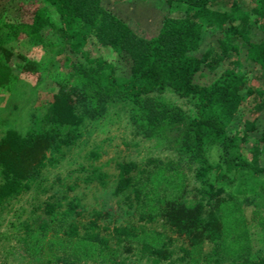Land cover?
Segmentation results:
<instances>
[{
    "label": "trees",
    "instance_id": "obj_1",
    "mask_svg": "<svg viewBox=\"0 0 264 264\" xmlns=\"http://www.w3.org/2000/svg\"><path fill=\"white\" fill-rule=\"evenodd\" d=\"M44 1L56 12L57 23L47 7L37 6L27 20L9 27L38 43L43 42L42 30L53 27L69 49L84 60L72 61L71 68L58 77L56 89L36 124L24 133L8 127L0 136V204L28 190L33 182L41 184L42 167L47 161L55 162L57 152L77 141L86 127V118L95 116L108 100L126 98L137 103L138 120L145 134H151L166 117L183 122L180 109L159 97L169 86L181 95L197 98L196 114L184 122L182 145L197 160L194 173L199 181L198 197L183 199L179 187L171 185V175L166 173L156 180L154 169H137L135 161L118 163L115 190L130 191L141 218L161 217L192 243H212L210 252L215 258L211 263L217 264L226 256L222 247V204L255 193L258 186L264 189V0H166L183 4L184 11L165 15L158 32L151 36L138 35L101 0ZM253 26L258 28L254 30ZM205 30L216 35L217 46L201 51ZM89 41L108 48L116 59L90 54L86 48ZM23 58L14 45L0 43V87L10 83L14 61ZM224 60L227 65L209 83L196 80L203 66L214 70ZM25 71L23 67L22 73ZM256 77L263 82L254 84ZM236 114L241 132L228 128ZM215 147L220 152L216 161L210 158ZM91 154L96 157L97 151ZM216 181L238 182V187L235 193L228 192ZM62 204L61 199L48 201L43 212L52 217L58 213L57 226L68 237L84 234L90 241H106L93 229L95 221L84 226L87 229L80 234L70 214L75 203L68 199L66 207ZM25 227L36 242L50 224L43 219L35 228L28 224ZM133 227L114 230L130 235L135 232ZM238 243L233 259L244 252L245 240L239 239ZM26 244L29 249L36 246L29 240ZM158 253L160 258L168 255L161 247ZM244 264H264V253Z\"/></svg>",
    "mask_w": 264,
    "mask_h": 264
},
{
    "label": "rangeland",
    "instance_id": "obj_2",
    "mask_svg": "<svg viewBox=\"0 0 264 264\" xmlns=\"http://www.w3.org/2000/svg\"><path fill=\"white\" fill-rule=\"evenodd\" d=\"M101 1L142 36L155 35L165 15H179L184 11L183 4L166 0ZM37 6L47 7L55 23L58 22L53 7L44 0H0V43L9 42L24 54L23 59L15 60L12 65L10 83L0 87V136L8 127L24 133L36 124L56 89L58 77L71 68L72 61L84 60L69 49L53 27L42 30L43 42L39 43L31 42L23 33L9 27L8 24L13 26L27 20ZM257 28L253 26L254 30ZM215 46L216 35L205 30L199 49ZM86 48L92 55L104 54L116 59L108 48L90 41ZM226 65L224 60L214 70L203 66L196 80L209 83ZM262 82L260 78L253 79L254 84ZM159 97L180 109L183 122L166 117L154 126L151 134H145L138 120L137 103L126 98L108 100L95 116L86 118V127L77 141L57 152L54 163L47 161L42 167L41 184L33 182L28 190L0 204V264H212L215 258L210 252L212 243H192L161 217L141 218L137 200L130 191L115 190L118 163L135 161L137 169H154L156 180L166 173L171 175V185L179 187V196L183 199L192 201L198 197L199 181L194 173L197 160L182 145L184 122L196 114L197 98L181 95L169 86ZM238 116L228 126L231 132H241ZM91 151H97V156ZM219 153L218 147L213 148L210 158L218 160ZM46 155H50L49 150ZM261 164H264V153ZM216 184L233 193L238 187V182L216 181ZM59 199L62 208L67 206L68 199L75 203L70 214L80 234L85 233L84 226L95 221L93 229L106 241H90L84 234L68 237L57 226L59 214L52 217L43 212L46 202ZM220 213L226 256L217 264H244L247 259L264 253V189L258 186L255 193L239 195L237 201L228 205L223 203ZM43 219L48 220L50 227L35 242L25 226L35 228ZM121 226H134L135 232L126 235L114 230ZM239 239L245 240L244 252L240 250L242 253L233 259L231 255L239 249ZM26 240L36 246L27 248ZM160 247L168 253L164 258L159 256Z\"/></svg>",
    "mask_w": 264,
    "mask_h": 264
}]
</instances>
